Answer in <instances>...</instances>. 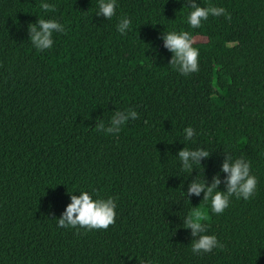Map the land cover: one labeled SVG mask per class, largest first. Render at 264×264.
<instances>
[{
    "label": "trees",
    "instance_id": "trees-1",
    "mask_svg": "<svg viewBox=\"0 0 264 264\" xmlns=\"http://www.w3.org/2000/svg\"><path fill=\"white\" fill-rule=\"evenodd\" d=\"M47 2L0 0V264H264V0H195L231 16L199 28L185 19L192 0H118L110 19L97 0ZM39 18L65 28L44 50L29 38ZM173 29L192 33L199 71L170 65ZM118 110L138 117L119 134L97 128ZM185 146L209 152L191 173L177 157ZM228 154L250 162L257 188L213 214L187 188L218 175L224 191ZM78 190L115 198L107 229L57 226ZM193 208L222 248L192 252Z\"/></svg>",
    "mask_w": 264,
    "mask_h": 264
},
{
    "label": "clouds",
    "instance_id": "clouds-1",
    "mask_svg": "<svg viewBox=\"0 0 264 264\" xmlns=\"http://www.w3.org/2000/svg\"><path fill=\"white\" fill-rule=\"evenodd\" d=\"M118 0H97L96 15L102 14L105 19H110L116 11ZM53 5L47 0H40V8L49 10ZM187 9L185 19L190 28H199L202 21H206L208 17L224 15L226 19H230V13L223 6L209 4L201 6L192 0L191 7L183 6ZM132 20L123 15L118 18L116 30L120 34H126L131 29ZM64 25L55 19L39 18L37 24L29 25V38L32 45L37 50H44L53 46V32H63ZM164 46L173 53L170 65L173 66L182 75L187 76L190 73L199 71L198 57L199 48L194 47L195 39L190 31L176 29L166 31L163 35ZM136 119L138 113L135 110H118L113 113L110 122L106 127L103 123L97 125L98 129H102L107 134H119L126 122ZM184 140H192L195 130L192 126L183 129ZM209 152L203 147L189 148L185 146L181 149L177 157L180 161V169L184 172L191 173L195 165L200 164L201 157H208ZM221 169L227 173L226 189L221 191L218 189L220 184L219 176H214L212 183L207 184L204 179H197V176L189 183L187 194H195L199 196L204 193L203 201L210 202V209L213 214H220L229 206L230 198L235 196L237 199L243 198L248 200L253 196L257 188V178L251 174V164L243 157L233 159L230 154L224 160ZM79 194H71V202L67 204L62 217L56 219L58 227H86L88 229H107L114 222L117 207L116 200L112 196L107 198L96 196L87 190H78ZM183 193V192H182ZM184 227L191 229L194 239L191 243V250L194 254L211 252L214 248H222L215 234H207L206 213L197 208H193L183 216ZM141 264H154L149 259Z\"/></svg>",
    "mask_w": 264,
    "mask_h": 264
}]
</instances>
